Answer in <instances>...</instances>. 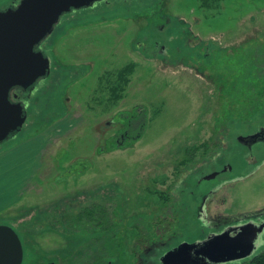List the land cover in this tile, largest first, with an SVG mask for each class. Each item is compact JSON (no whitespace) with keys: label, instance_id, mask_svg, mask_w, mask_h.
Returning <instances> with one entry per match:
<instances>
[{"label":"rangeland","instance_id":"1","mask_svg":"<svg viewBox=\"0 0 264 264\" xmlns=\"http://www.w3.org/2000/svg\"><path fill=\"white\" fill-rule=\"evenodd\" d=\"M77 19L44 41L50 74L0 143V225L22 264H137L157 225L195 222L178 213L200 193L194 178V195L178 191L189 169L222 150L246 165L237 137L264 125V0H133ZM128 64L107 109L100 78ZM228 193V212L264 208V164Z\"/></svg>","mask_w":264,"mask_h":264},{"label":"water","instance_id":"2","mask_svg":"<svg viewBox=\"0 0 264 264\" xmlns=\"http://www.w3.org/2000/svg\"><path fill=\"white\" fill-rule=\"evenodd\" d=\"M96 1L21 0L17 8L0 11V143L20 130L28 116L20 102L9 101L10 89L34 88L41 77L50 74V58L35 46L54 32L62 14L72 6ZM238 139L249 145L264 141V128ZM263 233L264 222L247 223L195 243L184 242L169 250L163 263L225 264L241 260L257 252ZM23 260L20 235L12 226L0 225V264H22Z\"/></svg>","mask_w":264,"mask_h":264},{"label":"flooded vegetation","instance_id":"3","mask_svg":"<svg viewBox=\"0 0 264 264\" xmlns=\"http://www.w3.org/2000/svg\"><path fill=\"white\" fill-rule=\"evenodd\" d=\"M129 1L133 0H97L95 3L88 6H72L67 12L62 14L54 32L38 43L35 46V50L42 51L47 56L44 41L53 36L57 29L60 28L63 20L69 18V16H72L74 21H78L77 17H83V15L85 16L90 13L92 14L95 9L101 6L116 2ZM20 2L21 0L3 1L0 3V11L9 8L15 9ZM161 50L164 52L163 48ZM34 89L35 87L25 89L21 86H14L9 91L8 99L12 104L20 102L24 107V111L27 113V107L30 105V96ZM262 128H264V125L246 135L253 134ZM12 134H10V136ZM239 136L241 135H238V137ZM238 137L237 140L240 144H237V147H239L237 153H239L243 160H245L246 165L242 168L234 164L230 156H224V152L226 151L222 150L218 154L213 155L209 162L203 161L194 169H189L188 172L184 174L183 179L178 182V191L181 190L180 192H189L194 195L196 190H191L190 186H187L188 181L194 178L196 179L195 188H198L199 186L200 193L197 199L193 198L192 204L183 205L184 207H182L178 213L184 215L189 213L191 217L195 219V222H193V224H187L186 222L183 224H180L179 222L173 224L174 220L173 218H170L167 219V223L157 225L155 232L145 237L146 245L143 251L137 250L135 255L137 264H164L163 259L165 254L169 250L177 248L184 242L195 243L204 240L212 234H219L231 228L243 226L247 223L264 222V208L241 212H228L225 208L229 199L228 188L234 185L237 181L248 178L264 164V141L249 145L241 142ZM227 146L229 147V145ZM228 151L232 155L235 149L229 148ZM206 183H208V186L205 185ZM201 186L204 187L201 189ZM167 195L168 194H166V196ZM167 198L169 197L167 196ZM170 212L172 215L176 214L172 208L169 209L168 215L171 214ZM182 225L185 230L189 231V234L186 235V233L174 229V227H180ZM108 226L109 225H106V227ZM260 242L261 245L254 255L225 264H239L251 260L253 257L264 251V233L260 238ZM191 263L195 264L193 262Z\"/></svg>","mask_w":264,"mask_h":264},{"label":"trees","instance_id":"4","mask_svg":"<svg viewBox=\"0 0 264 264\" xmlns=\"http://www.w3.org/2000/svg\"><path fill=\"white\" fill-rule=\"evenodd\" d=\"M200 5L206 9L218 8L224 0H199ZM134 66L128 64L117 70H108L100 78L101 91L109 92L107 99H104L105 107L108 109L115 104L122 96L129 82V74L133 72ZM103 102V103H104ZM109 224V223H108ZM110 226V224H109ZM104 255H95L93 260L86 264H114ZM91 258V257H89ZM43 264V263H38ZM239 264H264V251L253 257L251 260Z\"/></svg>","mask_w":264,"mask_h":264}]
</instances>
